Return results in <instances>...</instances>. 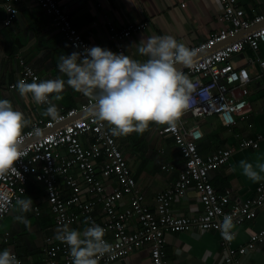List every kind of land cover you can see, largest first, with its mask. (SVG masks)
I'll return each instance as SVG.
<instances>
[{"label": "built area", "instance_id": "built-area-1", "mask_svg": "<svg viewBox=\"0 0 264 264\" xmlns=\"http://www.w3.org/2000/svg\"><path fill=\"white\" fill-rule=\"evenodd\" d=\"M21 0H5L4 24H11L19 12ZM52 16L55 25L66 31L77 52L92 47L73 25L67 9L59 0H35ZM220 20L224 26L204 40L188 46L196 50L192 68L181 70L196 85L191 108L182 116L176 128L161 126L159 132L171 135L185 159L176 181L155 196L151 206L137 186V178L109 127L96 122L89 107L94 101L87 97L79 106L59 111V118H38L23 130L25 155L16 164L17 171L0 177V208L5 211L1 219L14 206L16 199H26L31 183L41 184L44 197L52 213L56 232L83 221L105 229V240L113 245V253L98 258V264H113L125 259L137 248L150 245L153 264H172L166 249V230H189L198 226L215 230L222 237L226 264H245L243 255L258 242L264 243V229L254 232L250 239L237 247L232 239L222 235L225 216L233 218L234 225L252 220L264 210V182L255 193L233 195L230 188L219 191L210 179V171L230 159L233 149L221 147L203 155L198 141L203 136L200 120L217 116L225 125L245 120L251 111V87L255 77L264 75V59L259 56L264 42V11L247 17L237 0H222ZM187 1L181 3L186 6ZM148 21H135L123 27L110 26V36L124 40L133 32L143 29ZM241 29L246 32L237 36ZM249 48L253 52L245 63L237 65L234 55ZM118 50L123 52V46ZM23 72L19 80L40 82V75L30 64L22 61ZM11 83L15 87L18 83ZM47 105V104H46ZM48 107V105H47ZM264 109V102L261 106ZM38 130V131H37ZM258 140L243 137L240 147L258 146ZM193 187L202 203V211L190 216L176 213L173 200L185 196ZM127 199L122 205V200ZM32 208L39 206L32 202ZM136 222L138 229L132 230ZM233 231V230H232ZM9 230L0 231L2 245L10 241ZM47 235L42 246V262L33 264H72L69 247ZM20 264L26 261L15 250H10Z\"/></svg>", "mask_w": 264, "mask_h": 264}, {"label": "crops", "instance_id": "crops-1", "mask_svg": "<svg viewBox=\"0 0 264 264\" xmlns=\"http://www.w3.org/2000/svg\"><path fill=\"white\" fill-rule=\"evenodd\" d=\"M67 9L73 25L90 42L91 46L106 48L114 53H123L132 59L146 60L140 56L134 45L150 36L171 35L186 46L196 44L212 32L225 25L219 16L223 9L222 0H59ZM187 1L186 6L181 3ZM5 0H0V100L7 99L14 110L22 112L30 127L38 118H47L42 113L46 104L37 105L31 98L21 96L11 83L18 81L23 72L22 61L30 63L46 79H65L57 67L61 55H70L77 50L73 47L66 31L55 25L52 16L35 0H21L19 12L14 21L4 24ZM252 18L255 13L264 11V0H237ZM147 20L143 29L133 32L124 40H115L110 36V26L118 28L135 21ZM241 29L237 36L246 32ZM253 52L246 48L234 55L233 61L240 65L245 63ZM259 56L264 59V42ZM251 87V111L243 121L237 120L233 125H225L217 116L200 120L203 136L198 141L199 151L203 155L212 153L221 147H230L233 153L224 165L210 171V179L219 191L230 188L233 195L247 196L255 193L260 182H254L243 175L240 161L252 163L264 162V75L255 77ZM63 99L54 101L58 110L79 106L87 97L65 86ZM92 111V106L89 107ZM161 126L150 125L143 134L132 133L128 136H115L133 174L137 186L145 194L147 202L154 206L155 196L172 185L182 168L185 159L171 135L159 132ZM254 138L258 146L240 147V140ZM264 177V174H261ZM43 185L31 183L26 198L39 206L37 212L32 208L28 213H20L17 206L0 221V231L9 230L10 241L2 249L15 250L26 261V264L42 262V246L47 235H55L56 228L52 213L44 197ZM127 199L122 200V205ZM176 213L196 215L203 207L193 187L185 196L173 200ZM24 215L30 222L25 225L16 220ZM136 222L131 229H138ZM83 221L72 224V229L83 231ZM264 229V210L252 220L234 225L232 246L246 243L251 235ZM166 249L172 264H226L222 237L215 230H203L194 226L189 230H166ZM245 264H264V243L258 242L253 249L243 255ZM124 264H153L150 245L135 249L124 259ZM118 264H123L119 262Z\"/></svg>", "mask_w": 264, "mask_h": 264}, {"label": "clouds", "instance_id": "clouds-1", "mask_svg": "<svg viewBox=\"0 0 264 264\" xmlns=\"http://www.w3.org/2000/svg\"><path fill=\"white\" fill-rule=\"evenodd\" d=\"M146 60L132 59L123 52L93 46L83 53L61 55L57 67L67 77L46 79L31 83L19 80L16 84L21 96L31 95L37 105L47 104L42 113L53 120L59 118L54 101L63 99L65 86L91 98L92 116L96 122L106 124L112 135L143 134L150 125L176 128L182 116L191 108L196 85L181 70L192 68L196 50L171 35L150 36L134 45ZM24 114L14 110L7 99L0 100V177L17 171L16 164L25 155L23 129L29 125ZM38 131V130H37ZM243 175L259 182L264 179V162L255 166L240 161ZM20 213L32 210V199H16ZM5 211L0 208V214ZM16 220L29 225L24 215ZM233 218L225 216L222 235L233 239ZM105 229L92 223L82 232L67 226L58 229L56 239L69 247L72 264H98V258L113 253V245L105 240ZM0 264H20L8 249L0 251Z\"/></svg>", "mask_w": 264, "mask_h": 264}, {"label": "water", "instance_id": "water-1", "mask_svg": "<svg viewBox=\"0 0 264 264\" xmlns=\"http://www.w3.org/2000/svg\"><path fill=\"white\" fill-rule=\"evenodd\" d=\"M124 259H120V260H116L113 264H118L119 262L123 263L124 264Z\"/></svg>", "mask_w": 264, "mask_h": 264}]
</instances>
